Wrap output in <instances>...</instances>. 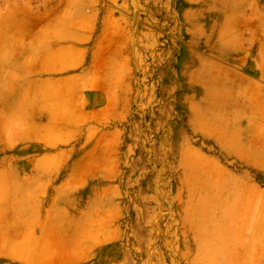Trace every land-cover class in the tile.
<instances>
[{
	"label": "rangeland",
	"instance_id": "374dc122",
	"mask_svg": "<svg viewBox=\"0 0 264 264\" xmlns=\"http://www.w3.org/2000/svg\"><path fill=\"white\" fill-rule=\"evenodd\" d=\"M234 1L37 0L57 5L46 16L61 17V36L3 44L19 97L0 122V160L15 165L0 183V249L14 234L1 263L264 264V159L246 165L198 128L230 116L217 110L220 77L201 68L225 69L204 48L210 11ZM28 51L43 53L39 68ZM42 85L23 112L24 91ZM260 112L252 133L264 138ZM53 226L69 233L39 242Z\"/></svg>",
	"mask_w": 264,
	"mask_h": 264
},
{
	"label": "crops",
	"instance_id": "0c3cea01",
	"mask_svg": "<svg viewBox=\"0 0 264 264\" xmlns=\"http://www.w3.org/2000/svg\"><path fill=\"white\" fill-rule=\"evenodd\" d=\"M222 4H219L217 9L210 11L208 23L212 27V34L205 41L206 47L204 48V52L207 51L206 55L225 69L217 72L209 68H201V72L212 71V73L220 77V79L213 81L217 96V88L219 87L217 84L219 83L222 88L219 93L221 98L216 100L219 101L217 103L219 104L217 110L222 113L220 115L222 118L223 115L225 117L227 112L230 113V116L224 120L220 119L216 121L215 126L218 131L215 129V133L207 130L210 127L207 122L204 124V122L200 123V121L198 128L206 136L212 138L221 152L234 156L237 160L248 165L251 163V155L253 154H257L264 159V138L252 133V130L260 129L263 126L260 108L264 105V6L261 0H235L234 4L237 7L230 10L225 9ZM56 9L57 5L55 3L45 7L40 5L37 0H0V75H2L0 78V122L6 120L11 111L9 107L13 106L14 102H18L17 97H19L17 95V97L13 98L8 91V81H11L8 74H11L9 69H12V63L10 64L8 57H10L11 52L3 49V44L14 40L40 42L59 39L62 26L61 17L56 16L55 13L54 16H51V14L50 16H46L47 12H55ZM244 14L248 17L245 22L235 20L238 16ZM34 53V51H28L24 57H33L36 64L35 68H39L42 56L44 55L40 51L37 54ZM33 64L31 68V64L26 63L24 60V65L22 66L23 79L29 78L34 66ZM32 77L36 79V73ZM236 79L250 80L263 86L260 89L261 94L254 93L248 86L245 87L237 84ZM42 88L43 85L39 88L38 86L32 87L31 90H27V93L24 91L23 98L21 97L23 99L21 102L23 112H29L25 111L27 105H36L37 99L43 100V95L40 92ZM228 92L230 97L226 98L225 95ZM243 93L246 95H242ZM235 94L239 97L235 96ZM89 98L91 103H93V97L90 96ZM18 105L20 104L18 103ZM61 121L64 120L62 118L54 119V122ZM192 124H194V120ZM31 164L24 165L28 166L29 169ZM16 166L20 168L18 165ZM14 169L15 165L12 162L0 160V183H2L1 181H5L6 184L7 182L10 184L11 181H14ZM73 179L71 174L70 180L73 181ZM22 186L28 188L30 184L24 183ZM12 194L13 191H11L10 195L12 196ZM5 221V219H1L0 222L6 226ZM56 231L59 234L67 235L69 228L59 226L47 227L42 232L39 242L49 241L50 239L47 235L54 234ZM4 236L8 237L6 241L7 245L0 250L7 252L13 248L8 243L14 241V234L11 231H7ZM0 239L3 240L5 238L0 237ZM58 243H61L60 237ZM57 249H62L61 245ZM17 254L22 255L20 250H18ZM28 256L25 254L23 257ZM7 257L0 256V259ZM44 258L45 256H42L39 260H43ZM64 259L67 260L62 261L61 264H77L69 256L64 257ZM45 260V264H53L50 258ZM33 263L37 264L36 261ZM0 264L3 263L0 262Z\"/></svg>",
	"mask_w": 264,
	"mask_h": 264
}]
</instances>
